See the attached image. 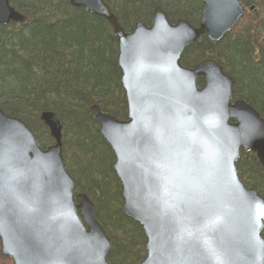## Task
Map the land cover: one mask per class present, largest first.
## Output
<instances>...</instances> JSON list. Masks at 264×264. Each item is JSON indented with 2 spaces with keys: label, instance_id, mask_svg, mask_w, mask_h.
Instances as JSON below:
<instances>
[{
  "label": "water",
  "instance_id": "obj_1",
  "mask_svg": "<svg viewBox=\"0 0 264 264\" xmlns=\"http://www.w3.org/2000/svg\"><path fill=\"white\" fill-rule=\"evenodd\" d=\"M197 27L157 7L149 27L125 34L103 0H69L104 19L117 43L127 120L89 109L114 157L122 213L145 238L139 264H264V199L238 179L241 152L264 170V120L233 100V80L205 60L184 68L186 48L220 42L244 14L239 0H201ZM253 9L250 8L251 12ZM25 18L0 0V25ZM202 80V87L197 80ZM53 144L0 109V254L12 264H109L111 243L92 202L74 197L62 126L40 115Z\"/></svg>",
  "mask_w": 264,
  "mask_h": 264
},
{
  "label": "trees",
  "instance_id": "obj_2",
  "mask_svg": "<svg viewBox=\"0 0 264 264\" xmlns=\"http://www.w3.org/2000/svg\"><path fill=\"white\" fill-rule=\"evenodd\" d=\"M103 1L125 32L138 21L150 24L156 7L170 23L183 19L197 27L203 8L201 0ZM239 2L245 9L239 24L220 42L201 37L185 50L181 65L192 69L204 60L216 62L233 80V100L250 105L264 120V0ZM9 3L26 20L0 26V109L21 120L42 149L53 140L40 115L55 114L75 195L92 202L96 220L110 240L108 263L138 264L145 255V238L121 211L114 157L89 113L95 105L117 121L127 120L112 29L105 20L72 8L69 0ZM197 82L200 87L201 79ZM236 171L244 186L264 199V170L255 155L241 152ZM0 264L12 263L0 254Z\"/></svg>",
  "mask_w": 264,
  "mask_h": 264
},
{
  "label": "flooded vegetation",
  "instance_id": "obj_3",
  "mask_svg": "<svg viewBox=\"0 0 264 264\" xmlns=\"http://www.w3.org/2000/svg\"><path fill=\"white\" fill-rule=\"evenodd\" d=\"M152 15H153V13H152ZM25 20H26V18H25ZM24 22H25V21H24ZM24 22H23V23H24ZM23 23H22V24H23ZM11 24H12V23H11Z\"/></svg>",
  "mask_w": 264,
  "mask_h": 264
},
{
  "label": "bare ground",
  "instance_id": "obj_4",
  "mask_svg": "<svg viewBox=\"0 0 264 264\" xmlns=\"http://www.w3.org/2000/svg\"><path fill=\"white\" fill-rule=\"evenodd\" d=\"M72 7V6H71ZM73 8V7H72ZM187 49V48H186ZM110 149V148H109ZM111 151V150H110Z\"/></svg>",
  "mask_w": 264,
  "mask_h": 264
}]
</instances>
